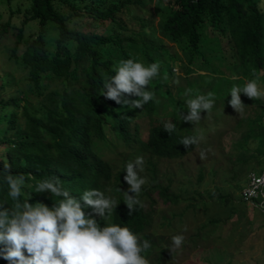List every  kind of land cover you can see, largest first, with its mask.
Listing matches in <instances>:
<instances>
[{
    "label": "trees",
    "instance_id": "trees-1",
    "mask_svg": "<svg viewBox=\"0 0 264 264\" xmlns=\"http://www.w3.org/2000/svg\"><path fill=\"white\" fill-rule=\"evenodd\" d=\"M155 1L157 11L152 0H0L5 9L0 7V37L13 29L12 42H0V47L12 68L20 71L19 75L0 71V204L11 208L15 203L8 194L5 177L9 174L25 176L26 187L19 199L29 194L32 204L52 206L59 199L35 192L36 183L44 178L58 179L76 198L85 190L98 189L118 201L110 222L130 228L141 242H150L145 253L149 264H159L173 253L170 237L177 228L171 229L170 224L181 222L160 214L157 225L169 227L171 233H158L152 224L158 213L151 206L150 193L156 189L172 204L184 198L182 187L170 189L168 175L157 178L152 159L182 157L194 147L180 144L183 137L195 136L190 122L182 119L189 112L185 101L207 95L215 80L221 85L220 96L230 94L233 85L243 87L254 78V71L260 86L264 85V0ZM129 58L146 66L160 64L159 75L148 88L154 99L143 109L117 104L101 93L104 79L115 75L114 66ZM188 89L190 95L185 94ZM156 92L165 94L174 108L160 111ZM240 96L242 101H256L244 93ZM263 102L256 103L260 110L248 119L258 126H264ZM167 120L177 125L171 135L163 129ZM117 146L121 149L116 150ZM102 149L116 154L125 149L124 161L130 157L127 154L145 161L143 169L149 174L138 196L141 204L132 215L124 202L129 188L123 180L125 167L113 169L108 158L102 157ZM249 157L258 168L264 164V158L250 153L241 159ZM201 178L199 167L196 180ZM206 192L217 206L232 202L229 191ZM143 197L148 199L145 207ZM233 211L228 207L225 217ZM182 213L183 209L176 216L181 218ZM220 221L216 213L209 215L190 236ZM0 264L9 262L0 255Z\"/></svg>",
    "mask_w": 264,
    "mask_h": 264
},
{
    "label": "clouds",
    "instance_id": "clouds-1",
    "mask_svg": "<svg viewBox=\"0 0 264 264\" xmlns=\"http://www.w3.org/2000/svg\"><path fill=\"white\" fill-rule=\"evenodd\" d=\"M159 70V62L146 66L131 58L120 60L114 66L115 75L104 79L101 93L117 104L143 109L145 104L154 99V92L148 88L150 82L159 75ZM253 77L243 87L233 85L230 90L231 99L228 103L239 114L245 105L241 93L249 99H264V90L260 87L255 71ZM185 94L190 95L191 89L186 90ZM131 96L138 99L127 98ZM185 102L189 112L182 119L196 124L201 120L202 111L208 113L214 107L215 95L209 92ZM176 128L172 120L164 122L163 129L169 135ZM194 135L183 137L180 144L185 148L195 146L202 138ZM199 156L204 159L205 152L201 151ZM143 164V157H137L125 166L126 175L122 179L129 185L124 199L129 215L141 204L138 196L145 180L139 172L143 171ZM5 167L10 171V166ZM5 179L9 186L8 194L15 201L11 208L0 204V245L3 246L0 255L9 264H149L145 253L151 248L150 242H141L130 228L110 222L109 218L118 201L107 197L104 192L98 189L85 190L76 198L62 187L58 179L44 178L36 183L35 192H47L59 199L52 206L43 202L32 204L28 202L29 194L27 199H19L26 187L25 176L9 174ZM87 207L92 209L91 213L86 214L84 208ZM96 217L100 218L103 225ZM184 239L181 234L172 236L171 252L180 249Z\"/></svg>",
    "mask_w": 264,
    "mask_h": 264
},
{
    "label": "rangeland",
    "instance_id": "rangeland-1",
    "mask_svg": "<svg viewBox=\"0 0 264 264\" xmlns=\"http://www.w3.org/2000/svg\"><path fill=\"white\" fill-rule=\"evenodd\" d=\"M154 1L152 0L151 6L154 11H157L154 9L156 3ZM0 7L2 11L5 10L3 5ZM5 13L3 19L6 16ZM157 16L156 12L155 19ZM13 22L16 20L14 19ZM12 39L13 29L8 28L6 33L0 37V42L9 44ZM167 43L171 45L170 50L175 51L178 55L179 51L173 43L169 41ZM176 62L178 63V60ZM176 62L173 66L175 72L178 71ZM0 71L8 74L11 72L15 75L20 73L19 69L12 68L6 59L5 51L1 47ZM218 83L215 80L210 86L211 92H214L217 98V103L212 110L208 113L206 110L202 111L201 120L196 124L188 123L196 137L202 138L199 143L182 157L152 159L156 163L159 173L157 178L162 179V176L168 175L172 179L170 189L178 191L182 187L181 194L184 196L178 203L172 204L169 201H164L156 189L150 193L152 197L151 206L158 213L153 217L152 223L156 231L158 233H171L169 227L166 229L164 226L157 225L156 221L160 220L159 215L164 214L169 218L168 221H181L170 225H174L171 229L177 228L174 231L175 235L181 234L185 238L182 247L173 251L159 264H264V216L247 202L245 205V202L239 201V188L245 181L247 171L258 168L253 157L243 161L241 158L248 153L264 158V143L262 141L264 126L261 124L258 126L257 123H251L248 120L257 115L260 107L256 103H261L263 99L252 100L251 102L250 100L242 101L245 105L243 112L239 114L228 103L231 94L225 93L220 96L221 85ZM170 84L172 85L173 82ZM260 87L264 90V85ZM156 95L159 99L160 111H170L174 108L173 104L168 105L170 102L165 94L158 96V92H156ZM34 97L33 94H30V98L33 99ZM178 112L180 113V111ZM105 133L108 137L110 136L108 131ZM1 148L0 146V150ZM117 149H121V147L117 146ZM101 151L104 158H109L113 169L122 165L125 167L128 162L136 159L135 156L127 154L130 157L123 161L125 149H122L120 154H116L111 149H102ZM201 151L205 152L204 159H200L199 153ZM243 152L245 153L243 154ZM199 167H201L202 178L197 181L196 174ZM143 171L139 173L140 177L145 180L149 173ZM232 172L235 173L234 178L230 177ZM233 183L239 184L240 187L234 188ZM214 188L229 191L232 202H228L223 207L217 206L216 202H213V197H209L206 192L212 191ZM142 200L145 207L148 199L147 202L144 197ZM230 206L234 211L230 217H225L224 212ZM182 209L183 213L180 218V215L176 216V213ZM215 213L221 219L220 223H217L218 225L207 230L203 229L196 236H190L201 221H206L209 215ZM151 264L155 263L152 262Z\"/></svg>",
    "mask_w": 264,
    "mask_h": 264
},
{
    "label": "built area",
    "instance_id": "built-area-1",
    "mask_svg": "<svg viewBox=\"0 0 264 264\" xmlns=\"http://www.w3.org/2000/svg\"><path fill=\"white\" fill-rule=\"evenodd\" d=\"M239 196L264 216V164L247 171L245 181L239 188Z\"/></svg>",
    "mask_w": 264,
    "mask_h": 264
}]
</instances>
